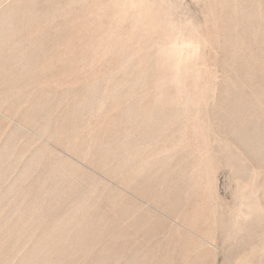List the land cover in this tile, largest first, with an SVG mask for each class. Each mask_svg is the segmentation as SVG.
Returning a JSON list of instances; mask_svg holds the SVG:
<instances>
[{"label": "rangeland", "instance_id": "rangeland-1", "mask_svg": "<svg viewBox=\"0 0 264 264\" xmlns=\"http://www.w3.org/2000/svg\"><path fill=\"white\" fill-rule=\"evenodd\" d=\"M0 264H264V0H0Z\"/></svg>", "mask_w": 264, "mask_h": 264}]
</instances>
